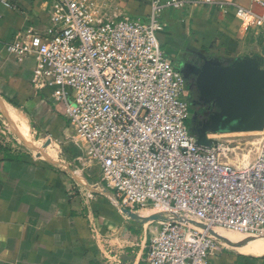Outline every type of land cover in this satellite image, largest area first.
<instances>
[{"label": "built area", "instance_id": "built-area-1", "mask_svg": "<svg viewBox=\"0 0 264 264\" xmlns=\"http://www.w3.org/2000/svg\"><path fill=\"white\" fill-rule=\"evenodd\" d=\"M249 2L264 11V0ZM191 3L149 0L140 21L111 15L101 0H50L47 32L19 33L3 47L18 64L32 58V89L52 88L63 104L72 139L85 145L79 161L97 169L98 194L158 217L144 264H208L217 230L264 240V130L245 166L226 161L222 142L197 145L184 78L159 40L163 14ZM231 5L237 18L264 28V15ZM40 142L54 165L67 166Z\"/></svg>", "mask_w": 264, "mask_h": 264}, {"label": "crops", "instance_id": "crops-1", "mask_svg": "<svg viewBox=\"0 0 264 264\" xmlns=\"http://www.w3.org/2000/svg\"><path fill=\"white\" fill-rule=\"evenodd\" d=\"M101 1L117 17L144 21L150 13L149 0ZM190 1L163 14L167 27L159 40L171 58L186 66L198 55L264 58V28L226 6L263 10L249 0ZM49 7L50 0H0V264H144L143 248L160 223L147 213L126 214L111 192L98 194L97 169L79 161L85 145L72 139L63 104L51 98L52 88L31 87L34 60L18 64L3 50L19 33L44 35ZM39 141L67 166L54 165ZM217 233L223 238L208 264H264V242Z\"/></svg>", "mask_w": 264, "mask_h": 264}, {"label": "water", "instance_id": "water-1", "mask_svg": "<svg viewBox=\"0 0 264 264\" xmlns=\"http://www.w3.org/2000/svg\"><path fill=\"white\" fill-rule=\"evenodd\" d=\"M198 57L201 63L197 65H178L182 74L188 69L194 76L198 99L214 108L197 127L190 129L196 144L209 146L210 137L214 136L261 135L264 130V58L251 55L224 62L203 55ZM146 219L158 220V217Z\"/></svg>", "mask_w": 264, "mask_h": 264}, {"label": "rangeland", "instance_id": "rangeland-1", "mask_svg": "<svg viewBox=\"0 0 264 264\" xmlns=\"http://www.w3.org/2000/svg\"><path fill=\"white\" fill-rule=\"evenodd\" d=\"M261 135L259 134H251V135H234V136H214L210 137L211 142H222L228 148V152L226 155V161L229 164L242 166L247 165L251 162L254 158L256 151L258 150L260 144ZM40 142V141H39ZM236 159H240L237 161ZM243 159V160H241ZM125 210L129 212H140V213H147L138 211L137 209H129L128 207ZM159 224V221H156ZM241 238H249L254 240L250 236H241ZM258 240V239H256Z\"/></svg>", "mask_w": 264, "mask_h": 264}, {"label": "flooded vegetation", "instance_id": "flooded-vegetation-1", "mask_svg": "<svg viewBox=\"0 0 264 264\" xmlns=\"http://www.w3.org/2000/svg\"><path fill=\"white\" fill-rule=\"evenodd\" d=\"M172 60L177 64V66L179 65V62H181L174 57H172ZM186 63L190 65H197L201 63V59L194 57L190 61L187 60ZM182 76L186 86V102L188 104L190 113L187 124L189 129H191L197 127L200 120L207 118L214 108L203 104V102L198 99L197 91L194 85V76L191 74V71L185 69V72L182 74Z\"/></svg>", "mask_w": 264, "mask_h": 264}, {"label": "bare ground", "instance_id": "bare-ground-1", "mask_svg": "<svg viewBox=\"0 0 264 264\" xmlns=\"http://www.w3.org/2000/svg\"><path fill=\"white\" fill-rule=\"evenodd\" d=\"M237 161H239L240 159H236ZM243 160V159H241ZM244 166V165H242ZM216 232H222V233H225L226 235H229V236H241V235H238V234H235V233H230V232H225V231H222V230H217ZM262 242H264V240H260Z\"/></svg>", "mask_w": 264, "mask_h": 264}]
</instances>
